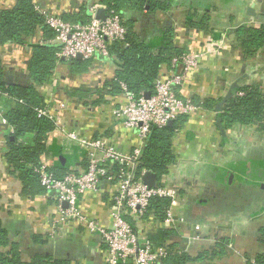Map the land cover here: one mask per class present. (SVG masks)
I'll use <instances>...</instances> for the list:
<instances>
[{
    "label": "crops",
    "instance_id": "crops-1",
    "mask_svg": "<svg viewBox=\"0 0 264 264\" xmlns=\"http://www.w3.org/2000/svg\"><path fill=\"white\" fill-rule=\"evenodd\" d=\"M18 1L0 0V13L13 9ZM33 3L40 15L47 12L69 21L78 17L82 18L80 23L89 21V9L93 6L107 10L100 0H33ZM192 14L197 15L198 22L206 20L210 31L189 28L187 21ZM167 25L175 30L178 48L204 55L197 71L181 89V96L199 104L207 101H216L217 106L224 104L220 114L216 109L202 107L175 134L173 150L177 161L164 179L167 186L180 192L177 216L184 223L165 228L145 222L146 236L159 229L173 231L166 245H176L175 254L205 257L203 261L188 264H253L263 252L260 231L264 228V132L257 126L243 125L224 130L221 115L237 88L259 87L264 92V51L245 59L232 33L241 26L264 25V0H171L168 11L135 18L133 32L147 37ZM38 32L30 39L33 44L45 41ZM32 55L28 46H0L5 74L13 76L15 84L27 79ZM64 61L59 63L52 83L41 93L47 101L66 99L72 108L70 112L55 113L58 125L47 141L53 153L43 163L54 168L59 154L75 155V146L61 135L62 129L87 139L105 136L119 152L130 154L140 144L136 133L125 131L112 117L113 110L125 101L122 94L107 97L106 104L94 106L68 93L82 86L103 89L106 83L116 79L118 68L114 60L91 61L89 70L74 78ZM172 71L180 72L181 66L172 63L161 74L166 77ZM228 95H231L229 99ZM89 107L97 108L98 112L89 114ZM2 114L0 106V220L11 244L20 246L22 261L31 263L37 254L45 253L69 264H105L100 237L84 227L69 224L53 235L57 216L53 194L43 193L30 199L23 193L21 183L10 174L5 160L7 128L1 125ZM84 156L85 153L79 156L78 164ZM113 193V186L104 181L100 192L83 198L84 213L108 224ZM220 244L225 245V255L206 258L219 253ZM8 251L9 248L5 249Z\"/></svg>",
    "mask_w": 264,
    "mask_h": 264
},
{
    "label": "trees",
    "instance_id": "trees-1",
    "mask_svg": "<svg viewBox=\"0 0 264 264\" xmlns=\"http://www.w3.org/2000/svg\"><path fill=\"white\" fill-rule=\"evenodd\" d=\"M100 3L108 11L120 16L128 31L124 43L114 42L109 47L111 58L118 68L116 79L106 83L103 89L82 86L68 90L69 95L79 97L84 103L100 106L107 103V97L122 94V84L135 98H140L146 93L153 94L156 82L163 77L162 69L170 68L173 60L187 51L175 45V30L172 26L167 25L151 36H138L133 32V20L144 15L153 16L157 11H168L171 0H100ZM196 17V14L190 15L187 26L191 29L210 31L206 20L198 22ZM81 21L82 18L75 17L70 22ZM38 31L45 41L55 36L46 25L45 18L36 11L33 0H19L13 9L0 13V46H28L33 51L27 67V79L15 85L7 84L5 66L0 58V106L8 124L5 135V160L10 174L19 180L23 193L30 199L45 192L38 171L43 160L53 153L47 141L55 129V124L46 117H38L37 113L38 109L45 106V97L41 90L52 83L58 65L62 62L58 57L57 47L39 42L33 44L30 41L38 35ZM232 33L245 59L254 57L261 50L264 51V25L241 26ZM63 64L71 68L73 78L84 75L92 65L91 61L78 59L65 60ZM240 93L244 95L240 96ZM217 104L216 101H207L203 103V107L213 111ZM221 117L224 130L235 125H243L257 126L259 131L264 132V92L259 87L237 88L233 97L225 104ZM187 119L188 117H181L170 127L152 128L145 142L140 168L154 173L160 182L176 164L174 136L188 121ZM74 154L65 158L71 160L73 166H78L79 156L84 155V152L75 147ZM51 171L58 179L69 172L67 167H61L59 163ZM169 206L168 199L157 198L152 201L149 212H156V220L161 222L166 217ZM173 234L171 230L159 229L149 236V240L153 247L157 248L166 245ZM43 242L46 243V240ZM260 242L263 245V252L256 257V264H264V228L260 231ZM167 247L172 253L167 261L169 264H188L205 259L203 255L192 258L185 253L174 254L173 249L177 247L176 245ZM7 248L9 251L5 252ZM218 249L219 253L206 258L224 256L225 245L220 244ZM0 264H69V262L55 260L53 255L47 256L45 253L37 254L31 263L23 262L20 246L11 244L8 231L0 220Z\"/></svg>",
    "mask_w": 264,
    "mask_h": 264
},
{
    "label": "built area",
    "instance_id": "built-area-1",
    "mask_svg": "<svg viewBox=\"0 0 264 264\" xmlns=\"http://www.w3.org/2000/svg\"><path fill=\"white\" fill-rule=\"evenodd\" d=\"M101 8L102 6L91 7L89 21L85 23H72L60 16L41 13L46 25L55 34L53 39L43 43L57 47L58 57L62 60L73 61L78 56L84 61L111 59L110 45L114 42L124 43L128 31L122 18L108 10V17L104 21L98 19L97 13ZM203 58L202 54L185 53L174 59L173 65H180L181 71H172L160 78L150 99H145V96L135 98L125 85H121L125 101L122 106L113 110L112 117L125 131L136 133L140 144L130 154L119 152L105 136L87 139L74 131L61 130V135L72 146L80 147L85 156L78 166H74L61 179L52 173V167L48 163H43L38 171L44 193L53 194L56 202L57 216L53 224L56 231L53 235L75 223L100 237L105 264H169L167 261L172 253L167 245L153 247L143 224L150 222L155 227L165 228L182 225L184 220L177 216L181 202L180 192L167 186L165 179L149 188L143 181L149 171L140 168L141 156L152 128L161 129L181 117L189 118L203 107V104L181 96V89L197 71ZM243 95L240 93V96ZM71 108L72 105L66 99L45 100V106L38 109L37 113L38 117L52 120L57 127L55 113L70 112ZM88 109L89 114L98 112L94 107ZM1 125L8 128L3 114ZM104 181L114 188L108 210V224L89 218L81 205L86 195L100 192ZM157 198L170 201L166 217L161 222L156 220V212H149L152 201Z\"/></svg>",
    "mask_w": 264,
    "mask_h": 264
},
{
    "label": "water",
    "instance_id": "water-1",
    "mask_svg": "<svg viewBox=\"0 0 264 264\" xmlns=\"http://www.w3.org/2000/svg\"><path fill=\"white\" fill-rule=\"evenodd\" d=\"M108 17V14H107V10L106 9H100L97 13V18L104 21L106 18ZM78 60H82V57L81 56H78L77 57ZM6 82L8 85H15V81H14V77L9 75L8 73H6ZM237 87V86H236ZM145 99H150L151 98V94L150 93H146L145 95ZM231 97V95H228V99ZM226 99V100H228ZM223 104L224 103H221L219 104L217 107H216V112L217 113H221L222 110H223ZM174 122H169L167 126H173ZM218 125L220 127L221 125V119L218 120ZM58 163L61 167H67L68 170H71L74 166L73 164L71 163V160H68L66 159L64 156H60V154L58 155ZM143 181L144 183L149 187V188H152V187H155L158 183V178L157 176L152 173V172H147L145 174V176L143 177Z\"/></svg>",
    "mask_w": 264,
    "mask_h": 264
}]
</instances>
